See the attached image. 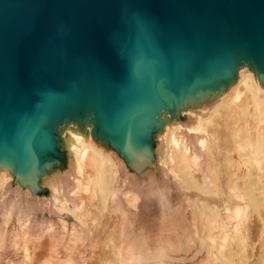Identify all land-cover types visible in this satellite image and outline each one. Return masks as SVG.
<instances>
[{
	"label": "water",
	"instance_id": "1",
	"mask_svg": "<svg viewBox=\"0 0 264 264\" xmlns=\"http://www.w3.org/2000/svg\"><path fill=\"white\" fill-rule=\"evenodd\" d=\"M240 53L264 66V0H0V160L37 176L46 123L88 107L142 159L160 103Z\"/></svg>",
	"mask_w": 264,
	"mask_h": 264
},
{
	"label": "bare ground",
	"instance_id": "2",
	"mask_svg": "<svg viewBox=\"0 0 264 264\" xmlns=\"http://www.w3.org/2000/svg\"><path fill=\"white\" fill-rule=\"evenodd\" d=\"M46 126L62 162L53 166L59 157L49 153L38 158L44 197L48 194L51 208L59 215L74 219L70 231L64 224L60 234L75 244L91 226L100 262L106 260L103 255L113 264L144 261L124 253L120 243L133 234L128 207L136 196L128 192L123 199L119 196L125 164L109 147L94 109L68 112ZM150 127L157 134V162L177 184L172 197L165 191L158 193L163 220L156 237L166 243L183 241L188 230L185 215L209 245L213 264H241L250 258L256 242L258 248L264 247V66L243 53L235 55L231 66L181 92L176 104L161 102L151 114ZM15 170L13 157L0 160V194L14 180ZM223 197L236 205L245 203L242 208L227 206L229 226L221 219L220 203L217 210L203 203L209 198L224 203ZM11 214L9 205L4 220ZM30 218V211L21 210L16 221L23 229ZM36 226L35 236L24 237L23 264H58L51 257L52 248L45 245L58 238L53 225ZM244 240L248 254L243 258L239 254ZM152 261L160 264L162 259ZM65 262L75 264L71 259Z\"/></svg>",
	"mask_w": 264,
	"mask_h": 264
},
{
	"label": "rangeland",
	"instance_id": "3",
	"mask_svg": "<svg viewBox=\"0 0 264 264\" xmlns=\"http://www.w3.org/2000/svg\"><path fill=\"white\" fill-rule=\"evenodd\" d=\"M184 122L185 120L182 119ZM157 134L150 126H146L145 139L143 146L147 152L144 158L131 160L126 154H123L111 142L109 147L124 161V176H121L119 196L123 199L124 193L136 196V200L129 204V217L131 219L132 235L123 238L120 242L124 253L133 254L136 257H144V261L139 264H155L152 258L162 259L160 264H213L210 262V247L204 240L202 235L192 226L191 222L184 215V223L188 230L184 234L185 239L179 242L166 243L165 240H159L154 232L161 226L163 220V207L159 199L158 193L166 192L172 197L177 184L174 179L166 174L163 167L158 164L156 159V150L158 148ZM59 157L53 166L62 162L60 155L54 150L52 157ZM123 164V163H122ZM128 167V168H126ZM130 171V172H129ZM14 180L11 181L2 191L0 196V264H23L24 256L21 253L24 237L35 236L37 232V224H52L57 232L56 237L50 238L45 242L47 248H52L51 257L57 258L58 264L71 259L75 264H98L99 258L96 259L95 241L91 230L86 233L84 239H80L78 244L68 241V237L61 235L63 225H66L65 231H70V226L74 219L68 215H59L50 206L49 196L44 197L42 190L41 175L26 179L23 173H18L15 170ZM182 192H188L183 189ZM221 197V196H220ZM223 203L206 199L208 208L217 210V205L220 203L219 210L221 219L225 226H229L230 211L235 206L243 207L244 202L237 203L232 200H227ZM46 199V200H45ZM172 201L173 199L170 198ZM183 208V203H181ZM12 206V214L8 221L4 220L3 211L7 206ZM229 207V209L227 208ZM21 210L29 212L31 218L27 226L21 229L16 221L18 213ZM184 213V211H183ZM185 214V213H184ZM143 226V228H141ZM93 229V227H92ZM159 231V230H158ZM61 237H60V236ZM246 240V239H245ZM245 240L240 247V257H246L248 249L244 245ZM41 245V244H37ZM258 242H256V247ZM254 248L249 259L241 260V264H264V247ZM105 261L102 264H111L112 260L108 256H102ZM149 257L151 259H149ZM108 258V260H107ZM96 262H95V260ZM56 260V259H55ZM108 261V262H107ZM95 262V263H93ZM111 262V263H109ZM113 264V263H112Z\"/></svg>",
	"mask_w": 264,
	"mask_h": 264
}]
</instances>
